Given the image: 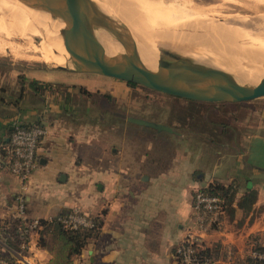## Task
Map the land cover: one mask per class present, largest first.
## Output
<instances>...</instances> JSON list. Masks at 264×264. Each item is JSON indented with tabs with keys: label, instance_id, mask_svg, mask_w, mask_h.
Here are the masks:
<instances>
[{
	"label": "crops",
	"instance_id": "0c3cea01",
	"mask_svg": "<svg viewBox=\"0 0 264 264\" xmlns=\"http://www.w3.org/2000/svg\"><path fill=\"white\" fill-rule=\"evenodd\" d=\"M43 71L24 75L25 79L64 87L65 99L0 101V236L13 218L20 188L4 166L2 148L15 126L38 125L46 135L37 150V167L27 182V217L49 222L78 214L101 222L98 238L88 243L73 264H179L175 250L191 224L194 194L216 185H233L235 199L230 213L222 216L221 228L204 238L203 248L219 249L223 256L217 264H234L243 258L247 237L258 238L264 245V176L254 178L264 174V101L247 104L254 110L250 119L254 123L231 135L217 131L232 142L231 149L225 142L194 143L186 136L204 137L207 131L190 132L191 126H186L182 132L175 124L157 122L173 133L140 126V156L133 157L121 135L127 127L119 124L118 136H113L111 127L91 125L84 119L89 101L82 113L79 101L69 99L76 88L86 95L105 92L123 97L129 91L127 84L88 74L94 78L93 85L97 84L90 89V83L54 76L67 72ZM129 118L126 115L127 124ZM250 191L255 193L254 202L238 208ZM31 242V264H48L51 256L39 245L38 234L32 235ZM227 248L233 251L232 262L225 257Z\"/></svg>",
	"mask_w": 264,
	"mask_h": 264
},
{
	"label": "bare ground",
	"instance_id": "6f19581e",
	"mask_svg": "<svg viewBox=\"0 0 264 264\" xmlns=\"http://www.w3.org/2000/svg\"><path fill=\"white\" fill-rule=\"evenodd\" d=\"M85 3L116 16L128 27L142 63L152 71L157 66V49L166 47L179 55L178 50L182 49L183 55L199 64L233 73L242 83L256 84L264 76V13L254 17L221 16L214 6L200 5L182 13L162 0H85ZM61 29L63 24L48 14L16 0H0V50L4 46L18 48V44L11 42L18 30L43 63L53 67L71 65L59 37ZM99 40L109 56L123 52L108 34L100 33Z\"/></svg>",
	"mask_w": 264,
	"mask_h": 264
},
{
	"label": "rangeland",
	"instance_id": "374dc122",
	"mask_svg": "<svg viewBox=\"0 0 264 264\" xmlns=\"http://www.w3.org/2000/svg\"><path fill=\"white\" fill-rule=\"evenodd\" d=\"M162 1L171 4L170 6L174 11L182 13H184V11H187L191 7L193 8V6L196 7L198 5L202 7L214 6L216 8V12L220 13L221 16L239 15L243 17H254V15L264 13V0ZM260 3L262 5H260ZM183 16H185V14ZM215 18L217 20H220V17ZM168 27L169 29H173L174 26ZM11 42L14 44H18V48L12 49L8 48V46H4V48L0 50V100L10 102L34 100L56 101L60 97L62 99H65L67 94L64 87L62 86H56L54 92L52 93L43 92L39 95H33L26 90H24L25 95H23L24 91L20 93V90L24 89V85H27V82L31 81L25 79L24 75H35L43 70H51V68L53 67L43 63L39 58V55L37 56L31 51L29 44L23 41L22 33L20 31L16 30V34ZM20 44L24 46H21ZM21 47L22 49H20ZM161 48L169 51V48ZM181 50L182 49L178 50V52L182 56L188 57V55H183L180 52ZM156 53L158 54V52ZM233 61L234 60H220L221 63ZM86 75L88 74L68 75L67 73L63 74L61 72H58L55 73L54 76L56 78L62 77L63 79H71L90 83L89 88L91 89L92 86H95L97 84L93 85L94 78ZM26 88L27 87H25V89ZM128 88L129 91L124 92L125 96H116L114 94L115 98L105 92H95L90 95H86L81 90L76 88L75 94L70 95L69 99L72 98L71 101H79L78 104L82 113L85 112L87 104L90 110L89 112L83 114L84 119H87V122H89L91 125L111 127L113 136H118V131L120 130H118L117 127H119V124H121L122 127H127L128 131L125 132L123 130V134L121 135L124 136L123 141L128 145V148H130L129 154L133 157L140 156V126H137L139 128L138 129L137 127L131 126V123H128L130 125L129 126L125 122L126 115L130 116V118L142 117L143 120H150L149 122L152 123L162 122L166 125L175 124L177 128L180 127L179 129L182 132H185L186 126H191L188 130L190 132L192 129H197L201 132L207 131V133H202L204 134V137H200V135L198 134L195 135L197 137L196 138L191 133L187 134L186 136L194 140V143H200L201 140L211 141L214 143V145L225 142L229 144V149H231L232 147L230 145L232 142L229 143L227 139H223L225 137L221 134V132L217 131L223 130L224 134L230 133L231 135L238 131V129L246 128V126H244L245 124L254 123L253 120H250L254 115L252 112L254 110L247 105L248 103H253L254 101L240 104H225L224 106L222 104H197L196 102H190L188 100L160 95L138 86L134 88L129 86ZM117 92L120 93V91ZM85 101L89 102L85 104ZM110 101L116 102L112 103ZM124 112L126 115L124 114ZM208 126L209 128H207ZM197 127H202L204 128V130H201ZM206 135L209 136L206 137ZM147 140L150 139L147 138ZM250 238L252 237L249 236L245 239V245L248 244ZM226 258L228 262L233 261V257L227 256ZM245 259L248 258L243 257L240 263H246ZM234 262H236L234 264H237L236 259ZM258 262L260 261L258 260ZM215 264H217V261L215 262Z\"/></svg>",
	"mask_w": 264,
	"mask_h": 264
},
{
	"label": "water",
	"instance_id": "95a60500",
	"mask_svg": "<svg viewBox=\"0 0 264 264\" xmlns=\"http://www.w3.org/2000/svg\"><path fill=\"white\" fill-rule=\"evenodd\" d=\"M16 1L63 24L59 37L72 64L52 66V70L97 75L196 103L240 104L264 99V76L256 84L242 83L233 73L199 64L162 48L157 49L156 70L146 68L128 27L116 16L87 5L85 0ZM100 33L108 34L123 52L109 56L99 40ZM128 121L157 132L173 133L172 129L159 123L140 118H129Z\"/></svg>",
	"mask_w": 264,
	"mask_h": 264
},
{
	"label": "built area",
	"instance_id": "2783aa9c",
	"mask_svg": "<svg viewBox=\"0 0 264 264\" xmlns=\"http://www.w3.org/2000/svg\"><path fill=\"white\" fill-rule=\"evenodd\" d=\"M45 135L46 131L41 126L24 128L17 125L2 148L5 153L4 166L19 181L20 188L14 198L12 221L15 226L12 232L0 236V264H31L29 261L31 238L40 230V221L27 217L25 191L27 182L37 167V150ZM223 209L221 198L200 191L194 194L191 224L185 229L184 237L175 250V256L181 264H215L216 261L201 258L198 251L203 248L204 238L221 228ZM57 221L63 228L70 230L93 227L90 219L78 214ZM263 246L258 238H250L245 245L243 257L253 261H264V252L258 250ZM227 256H233L230 248L225 251V257Z\"/></svg>",
	"mask_w": 264,
	"mask_h": 264
},
{
	"label": "trees",
	"instance_id": "16d2710c",
	"mask_svg": "<svg viewBox=\"0 0 264 264\" xmlns=\"http://www.w3.org/2000/svg\"><path fill=\"white\" fill-rule=\"evenodd\" d=\"M129 86L133 88L137 87L135 85ZM25 87H27L28 90L33 92L34 94L39 95L43 92H54L56 86L49 83H42L36 80H31L27 82V85H24V89H21L20 93L25 90ZM31 126H24V128H29ZM200 192L206 195L221 198L223 200L224 213H230L232 209V203L234 202L236 194V189L235 187H233V185H229L227 187L220 185L209 186L205 189L200 190ZM254 200L255 193L253 191H250L240 200L237 206L238 208H245L248 205L252 204ZM14 226L15 223L11 219L4 226L3 233L12 232ZM100 229L101 222L98 220L93 221L92 228H78L76 230L63 228L62 224L57 220L49 222L40 221V230L37 232L38 242L41 248L46 249L51 256V260L48 264H73V259L80 256L82 250H84L88 243L98 238ZM258 250L264 252V246L259 248ZM198 255L201 258H208L212 261H216L219 257L223 256V254L220 253L219 249L217 248H202L198 251ZM177 261L179 262V264H181L178 258ZM245 262L246 263L244 264H264V262L262 261L258 262L250 259H245ZM237 264L242 263L238 262Z\"/></svg>",
	"mask_w": 264,
	"mask_h": 264
}]
</instances>
